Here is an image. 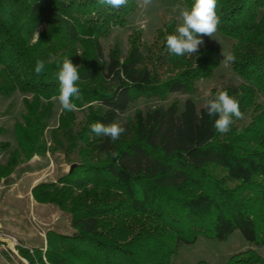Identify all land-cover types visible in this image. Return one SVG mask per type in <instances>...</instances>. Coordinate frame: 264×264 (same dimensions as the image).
Returning a JSON list of instances; mask_svg holds the SVG:
<instances>
[{
	"label": "trees",
	"instance_id": "trees-1",
	"mask_svg": "<svg viewBox=\"0 0 264 264\" xmlns=\"http://www.w3.org/2000/svg\"><path fill=\"white\" fill-rule=\"evenodd\" d=\"M140 1L117 9L98 0H0V98L25 97L22 123L14 126L17 148L0 143V154L9 153L0 163V183L19 162L45 154L57 74L66 57L80 65L77 110L61 108L50 133L75 167L32 191L38 203L68 214L74 230L71 236L48 233V264H171L180 245L200 237L225 241L237 230L248 243L264 246V0H217L218 31L233 41L232 69L242 81L223 90L239 99L243 119L233 118L230 131L221 134L205 105L198 109L186 100L182 113L176 103L136 112L113 142L91 125L119 119L140 99L192 94L221 65L213 45L171 54L166 37L175 33V20L157 30L154 68L144 60L139 35L130 38L124 55L115 48L105 57L101 40L125 27ZM177 1L189 10L195 3ZM38 60L46 64L39 75ZM160 64L169 68L163 78ZM23 255L29 264H44L41 251ZM227 264L264 260L248 250Z\"/></svg>",
	"mask_w": 264,
	"mask_h": 264
},
{
	"label": "rangeland",
	"instance_id": "rangeland-1",
	"mask_svg": "<svg viewBox=\"0 0 264 264\" xmlns=\"http://www.w3.org/2000/svg\"><path fill=\"white\" fill-rule=\"evenodd\" d=\"M138 9L128 17L127 25L115 28L111 34L101 40L105 57L111 50L118 48L124 55L130 48V38L139 35V47L147 65L154 68L152 57L156 54V38L159 29L170 20H175L177 26L181 23V12L186 5L177 0H151L148 5L139 2ZM46 29L43 25L34 35L35 43L38 34ZM204 44L200 46H215L219 48L221 61L224 53H232L233 41L218 30L212 37L204 36ZM199 48V49H200ZM169 68L158 67L157 72L163 78ZM241 79L234 73L232 62L222 63L214 69L210 76L204 77L196 85L192 94H175L165 101L157 99H140L132 105L128 112L119 118L121 125L134 118L136 112L146 113L155 107H169L172 103L178 105L182 113L186 100L195 103L198 109L205 105V100L214 91L232 85H240ZM25 97L16 93L11 97L0 98V143H8L10 151L17 148L14 126L22 123L25 114ZM55 118L45 134L47 150L43 156H33L30 160L19 162L15 173L7 181L0 183V264H29L24 253L34 256L35 251H41L43 256L47 250L49 232L58 235L71 236L70 216L63 213L52 204H40L33 197V189L41 184H55L65 174L70 173V162L58 151L52 141L51 131L58 126V116L61 114L59 101H54ZM80 115V114H79ZM81 118V115H80ZM9 153L0 154V163L6 162ZM72 161L78 158L71 157ZM254 250L264 260V246L248 243L240 231H235L227 240L217 241L200 237L193 245L182 244L172 257L171 264H227L229 258L237 253ZM44 264H48L45 256Z\"/></svg>",
	"mask_w": 264,
	"mask_h": 264
},
{
	"label": "clouds",
	"instance_id": "clouds-1",
	"mask_svg": "<svg viewBox=\"0 0 264 264\" xmlns=\"http://www.w3.org/2000/svg\"><path fill=\"white\" fill-rule=\"evenodd\" d=\"M98 3L118 9L125 6L127 0H98ZM150 3L151 0H142L143 5ZM216 8L217 0H195L190 10L185 8L181 12V23L175 29V33L166 37L168 51L176 56L198 53L200 46L204 44L203 37H212L221 23ZM222 56L224 57L222 63L235 61V56L232 53L226 54L222 51ZM45 67V61L38 60L34 69L35 73L42 74ZM79 68L80 65L74 64L72 59L66 57L57 74L59 81L57 99L62 110L68 112L77 110L73 98L77 100L81 98L78 87V81L81 79ZM205 109L210 118L215 117L214 128L221 134L230 131L231 125L234 123L233 118H244V113L240 110L239 99L229 95L228 91L223 89H218L213 97L205 100ZM116 113L118 117L119 109L116 110ZM197 116H199V110H197ZM91 131L97 136H106L115 142L125 133L126 129L121 125L119 119H116L108 124L97 121L91 125ZM118 155L119 153H113L114 157Z\"/></svg>",
	"mask_w": 264,
	"mask_h": 264
},
{
	"label": "water",
	"instance_id": "water-1",
	"mask_svg": "<svg viewBox=\"0 0 264 264\" xmlns=\"http://www.w3.org/2000/svg\"><path fill=\"white\" fill-rule=\"evenodd\" d=\"M74 167H75V165H72V166L70 167V171H69V172H71V171L74 169Z\"/></svg>",
	"mask_w": 264,
	"mask_h": 264
}]
</instances>
